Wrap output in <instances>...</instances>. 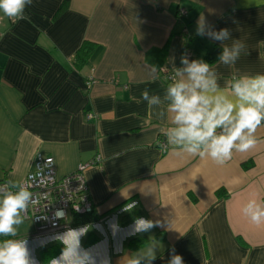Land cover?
<instances>
[{
	"label": "crops",
	"instance_id": "0c3cea01",
	"mask_svg": "<svg viewBox=\"0 0 264 264\" xmlns=\"http://www.w3.org/2000/svg\"><path fill=\"white\" fill-rule=\"evenodd\" d=\"M26 15L13 22L0 13V180L23 179L36 152L54 158L59 176L100 155L85 169L97 219L69 228H88L83 247L121 264L154 237V264H168L172 248L184 264H264V223L241 211L249 199L264 202V128L254 149L223 165L177 156L161 151L167 122L141 98L144 89L163 95L160 70L172 69L173 59L180 67L188 51L213 64L221 86L232 73H264V0H33ZM202 15L246 44L234 66L207 60L221 45L196 35ZM138 217L160 225L129 235ZM67 230L36 234L25 220L17 238L48 264L62 245L40 246L41 239ZM52 245L60 250L50 256L44 250Z\"/></svg>",
	"mask_w": 264,
	"mask_h": 264
},
{
	"label": "clouds",
	"instance_id": "9594fccd",
	"mask_svg": "<svg viewBox=\"0 0 264 264\" xmlns=\"http://www.w3.org/2000/svg\"><path fill=\"white\" fill-rule=\"evenodd\" d=\"M33 0H0V13L13 22L28 19L26 10ZM196 35L220 42L218 64L232 67L246 53V44L233 39L228 28L216 30L202 15L196 24ZM232 40V43L225 42ZM180 67L173 59L172 74L169 76L163 95L150 94L144 89L141 98L161 122L165 137L159 143L161 151H171L177 156L210 159L223 165L232 159L234 152L247 153L258 143V130L264 128V73H232L221 86V75L217 69L203 59L180 57ZM158 67L153 65L150 76L157 78ZM8 179L0 184V264H39L28 246L27 239L17 238L19 228L25 222L29 208L39 203V194L30 189L36 184V177ZM39 183H45L41 180ZM135 203L125 207L131 211ZM78 210V207H77ZM244 216L256 225L264 223V202L249 199L241 209ZM57 218L64 213L57 211ZM47 220V216L38 217ZM159 221L138 217L130 226L129 235L151 232ZM113 232L118 224H110ZM87 227L67 231L41 239L40 246L48 242L62 245L59 256L52 257L48 264H111L110 257L100 254L94 248H85L82 237ZM159 242L153 237L143 249L123 256L121 264H154ZM168 264H184L183 257L170 250Z\"/></svg>",
	"mask_w": 264,
	"mask_h": 264
},
{
	"label": "built area",
	"instance_id": "2783aa9c",
	"mask_svg": "<svg viewBox=\"0 0 264 264\" xmlns=\"http://www.w3.org/2000/svg\"><path fill=\"white\" fill-rule=\"evenodd\" d=\"M179 14H185L184 9H179ZM1 21V18H0ZM189 55V51L186 53ZM165 80L169 83L171 68L163 67L160 70ZM94 82L92 77L86 81L89 87ZM90 116V115H89ZM164 142V141H160ZM94 161L81 164L76 170L59 176L57 174L54 158L50 155L36 152L32 160V169L27 172L24 180L36 177V184L30 189L39 194V203L29 208L25 220L31 221L36 234L53 233L71 228L76 215L94 213V206L89 196L88 185L85 178V169L100 160V155ZM45 183H39V181ZM6 180H0L3 184ZM78 207V210H77ZM62 211L63 218H57L55 213ZM47 216L48 219H38Z\"/></svg>",
	"mask_w": 264,
	"mask_h": 264
},
{
	"label": "trees",
	"instance_id": "16d2710c",
	"mask_svg": "<svg viewBox=\"0 0 264 264\" xmlns=\"http://www.w3.org/2000/svg\"><path fill=\"white\" fill-rule=\"evenodd\" d=\"M221 52V48L220 47H216L215 50H213L212 52H209L207 54V60L209 62H213L216 59H218V56ZM88 54V50L84 49L83 53L81 54V56L78 58L79 62L82 63V61L84 62L86 56ZM251 164V161H247L243 164L244 167L248 166ZM222 190H218L217 193L220 194ZM97 219V217L94 215V213H90V214H80V215H76L72 221V225H82V224H87L90 222H93ZM60 250V248H57L55 245L50 246L49 248H46L44 250V252L48 253L49 255H55L58 251Z\"/></svg>",
	"mask_w": 264,
	"mask_h": 264
}]
</instances>
